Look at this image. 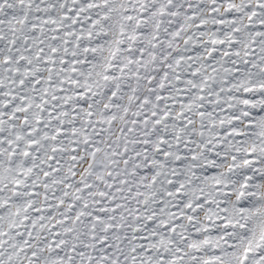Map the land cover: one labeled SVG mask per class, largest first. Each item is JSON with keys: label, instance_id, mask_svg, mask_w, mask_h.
I'll return each instance as SVG.
<instances>
[{"label": "snow or ice", "instance_id": "1", "mask_svg": "<svg viewBox=\"0 0 264 264\" xmlns=\"http://www.w3.org/2000/svg\"><path fill=\"white\" fill-rule=\"evenodd\" d=\"M0 264H264V0H0Z\"/></svg>", "mask_w": 264, "mask_h": 264}]
</instances>
